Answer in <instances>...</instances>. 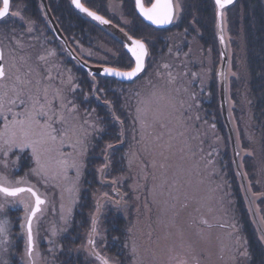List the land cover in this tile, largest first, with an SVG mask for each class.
Masks as SVG:
<instances>
[{"label": "rangeland", "instance_id": "1", "mask_svg": "<svg viewBox=\"0 0 264 264\" xmlns=\"http://www.w3.org/2000/svg\"><path fill=\"white\" fill-rule=\"evenodd\" d=\"M54 1L57 3L58 0ZM185 1L179 0V4L183 5ZM1 4L2 2L0 6ZM129 7L132 14L136 15L134 0H129V5L123 0H109L104 13L120 23L125 15H129L127 11L130 10ZM238 7L234 6L231 11L225 9L223 12L224 34L228 39L231 57L227 77L230 95L229 111L240 144L241 165L248 179L249 190L251 189L252 195L257 197L255 206L264 223V131L260 112L249 88L253 78L251 74L253 66L258 67L256 64L252 66V61L258 60L260 63L263 55L257 41L250 40L247 34L248 26L243 23L242 10L245 11L240 4ZM10 11H19L20 16H9L0 22V46L4 55V65L9 71L8 80L0 82L7 92V96L2 101L4 112L0 115V134L7 139L11 129V125L9 129H5L4 116L8 117L9 123L12 120H23L24 112L31 109V102L25 105L19 103L17 92L20 93L21 99H27L25 93L38 96L40 103L44 104L43 89H48L47 100L51 102L48 106L57 113L51 121L52 127L56 130L52 133L56 137L55 141L37 144L40 162L49 169L47 177L32 171L37 169L38 165L31 148L23 150L31 154L32 160L29 161L31 167L20 164L21 159L17 162L16 158L21 154L18 153V149L8 150L5 145L4 151H0V175L5 176L12 186L35 187L41 196L47 198L42 211L34 217L35 242L32 256L29 257L28 262L27 254L24 253L22 256L25 257L27 264H33V261L34 264H42L44 253L40 250L41 241L47 239V242L52 243L61 232L62 228H59V224H67L72 217V210L82 189L85 160L89 154H93V142L98 131H101L99 110L92 103L96 101L99 104L98 108L107 107L109 114V105L114 109L115 106L109 98L103 99L106 83L100 89L98 76L96 77L98 100L97 96L93 95V88L90 89L87 85V80H91L89 74L87 76V72L84 74L85 71H81L82 68L70 58L63 44L57 40L51 31L50 23L46 20L42 5L39 7V14H34L28 8L25 9L21 2L13 1ZM143 24L153 29L146 22ZM87 30L88 37L83 41L85 47L81 46L83 49L80 52L89 55L91 59L100 58L94 53L97 48L109 51L113 58L117 56L116 46L124 47L110 33L105 35L91 27V21L87 22ZM96 31L98 34H95ZM42 56L43 60L40 59ZM183 61L188 62V59ZM219 63L218 54L217 57L216 55L205 57L202 48L200 52L196 50L195 58L189 66L179 68L175 72L169 68L174 64L173 59L167 57L159 64L153 60L150 68L148 70L146 68L145 73L136 81L118 89V92H122L120 96L124 100V105H131L132 110L134 109V112L127 109L122 115L130 116L133 122L127 134L123 119L115 114L122 121L124 128L123 134L121 129V138L123 135L124 139L122 138L115 145L110 143L113 147L107 149L106 155L109 158L115 156L114 151L128 143L126 148L129 150L123 154L125 159L128 158L126 171L122 172L121 176L115 177L110 174L109 177V167L104 177L99 175L100 186L95 197L97 201L102 197L99 207L101 212L112 206L120 209V213L128 215L127 235L130 236L126 246L133 264H164L165 262L183 264L182 262L187 260H192V264H250L252 257L248 251V242L241 232L243 225L240 224L237 216L239 208L235 194L236 182L240 193L242 188L235 174L231 148L226 144L228 134L225 139L216 123H213V126L218 128L215 132L211 130L209 122H205L207 124L205 125L199 121L198 126L196 118L204 120L207 116L202 117L206 114L198 108L195 111L191 110L195 108L192 102L194 94L199 97L203 95L207 103H212L213 93L210 87H215ZM262 66L261 73L264 76V62ZM182 69H186L187 72L184 73ZM17 76L19 80L16 79ZM70 77L71 81H69ZM193 81L198 82V85L195 86ZM70 88H75V92H70ZM56 90L65 97V102L73 100L77 111L70 112L71 106L62 110L59 98L53 99ZM12 100H16V103H11ZM61 111L67 121L64 124L58 119ZM14 113L19 115L14 116ZM220 118L222 119L221 111ZM38 119L41 125L44 124L43 118ZM113 119L118 122L114 117ZM223 127L226 133L224 123ZM34 131L37 133L34 139L39 138L41 128L34 126ZM2 143L0 141V144ZM64 159L69 161L76 159L82 163L79 177L76 169L68 168L64 171L61 168L59 162ZM132 172L134 181L131 180ZM121 179L123 181H120ZM233 180L236 181L235 185ZM17 181L22 183L17 185ZM130 181L131 189L135 184L134 194L125 190V188L129 189ZM218 184L219 187L216 188ZM105 193L110 198L108 195L105 196ZM10 198L0 194V225L6 228V232L0 234V264H9L8 252L16 241L14 237L12 239L13 232L10 228L13 222L8 217V205L21 208L18 214L22 219L21 229L24 230V243L27 245L26 210L24 204L18 201L23 200L30 206L34 203V197L28 192ZM107 201L111 203L108 205L109 208L105 206ZM69 209H71L70 214ZM255 230L257 232V229ZM94 248L101 256L109 255L108 253L104 255L103 248L97 246L96 242ZM133 248L135 253L132 251ZM245 248L249 256L242 258L240 253ZM88 250L92 249L88 248ZM179 252L184 258H181ZM94 261L95 264H102L101 261ZM112 261L114 264H121L115 258ZM20 262L25 264L22 259ZM20 262L11 261L10 264H20Z\"/></svg>", "mask_w": 264, "mask_h": 264}, {"label": "trees", "instance_id": "2", "mask_svg": "<svg viewBox=\"0 0 264 264\" xmlns=\"http://www.w3.org/2000/svg\"><path fill=\"white\" fill-rule=\"evenodd\" d=\"M14 3L21 2L25 9L28 8L29 11L33 12L34 14H39V7H40V0H12ZM109 0H86V3H88L89 8L94 9L100 14H103L107 18L108 17L105 11L106 3ZM111 1V0H110ZM122 1V0H121ZM125 3L129 0H123ZM131 1V0H130ZM189 4L193 5L190 9L195 11L197 15H199V23L200 25L203 24V18L206 17L210 23L214 21L215 14L214 9L212 7L213 3L211 0H186ZM1 3V2H0ZM187 4V3H185ZM205 4H207V8L205 7ZM240 4V7L244 9L243 12V23L247 24V34H249V38L252 42L257 41V45L259 48L261 47L262 55L264 56V1L262 0H237L236 7H238ZM50 8L54 14V17L57 22L61 25V28L63 32L67 35V37L72 39H78L80 40L83 33H86V24L87 22L91 21V27L100 33H104L107 35V31L100 28L95 22L92 20H88L84 16L78 14L71 6L70 0H58L57 3H55L54 0H51L50 2ZM239 8V7H238ZM207 13V14H206ZM144 25V24H143ZM146 25H144L145 27ZM147 27V26H146ZM149 28V27H148ZM96 31L95 34H98ZM213 33V28H212ZM93 41V40H92ZM94 42V41H93ZM120 45V44H119ZM254 46V45H253ZM118 48L117 51H119L118 56H114L111 58V56H108L109 51L101 50L100 48H97V51H105L106 55V62H111L110 64L116 65L119 68H125L129 67L130 64L127 63V61L124 59V52L121 51V46H116ZM250 49L253 50L252 46H250ZM217 54L219 55V49L216 48V57ZM261 56V62L259 61H252V66L256 64V67L253 66V73L252 74V80L249 84L250 88V94L252 93L253 98L256 101L257 108L259 112L261 113L264 110V86H262V82H264V76H262L261 69L262 64L264 62V58ZM179 69V68H178ZM177 69V70H178ZM84 69L82 68L81 71ZM85 71V70H84ZM83 71V72H84ZM260 73V74H259ZM86 74V71L84 72ZM88 76V74H86ZM88 79V77H87ZM100 89H102L106 83V86L103 90V99L109 98L112 104L115 106L114 112L115 114H118L120 118L123 119L124 127L126 128L127 134L128 131L131 129V123L133 122L130 116L124 114L122 115L123 111H127V109L131 112H134V109L132 110L131 105H124V100L122 99L121 91L118 92V89L121 88V86H128L129 84H124L118 82L116 79L112 78H102L98 77ZM87 85L90 89L93 88V84L91 80H87ZM215 87L210 88L211 92L213 93L211 96V102L207 103L205 100V96L202 98V100L198 101L199 105H194L195 108H191L194 111L198 108L201 112H204L202 117L207 116L206 119L200 120V118H196L198 120V126L199 121H202L203 124L205 122H209L211 125V130H214V132L218 129L217 127L214 128L213 123H216L223 133L222 136L227 137V133H225L222 119L220 118V111H219V101H218V90H217V84L215 80ZM122 87V88H123ZM125 88V87H124ZM126 92V91H125ZM257 97V99H256ZM208 99V97H207ZM195 100V98H194ZM210 100V97H209ZM95 101V100H94ZM92 103V102H91ZM92 105L97 106V110H99V116L100 117V128L101 131H98L97 137L95 138L92 146V153L87 156L86 165L84 167V175L82 178V189L79 199L77 200L71 216L70 220L67 222V224H59V228L61 229V232L57 235L56 239L54 241L47 242V235L45 234V240L41 241L40 250L44 253V259L42 260V264H95V259H93L86 251L85 245L88 240V232L91 229V223H92V213L97 207L96 204V192L98 191V188L100 186V180L99 175L101 176V173L98 171L99 166L103 165L105 163V159L103 155H106L107 150L105 151V145L112 143L115 145L119 140H121V129L119 123L115 122V120L112 117V114L108 112V108H98V103L95 101V103ZM205 106V107H204ZM202 108V110H201ZM103 111V114L101 113V110ZM110 109V108H109ZM205 111L207 113H205ZM195 113V112H194ZM195 116V114H194ZM193 116V117H194ZM207 125V124H205ZM218 131V130H217ZM130 141V139H129ZM228 148L230 147L228 144V140L226 141ZM128 144V143H127ZM120 147L116 149L115 156L111 153L112 156H110L111 166L108 173V176H121L122 172L125 173L126 166H127V159L124 158V153H126L127 149L126 146ZM18 152V151H17ZM18 153L20 154V159L22 165L27 167L30 166L29 161L32 160L31 154L26 151H20ZM94 155V157H93ZM31 167V166H30ZM111 174V176H110ZM232 177V173H231ZM233 178V177H232ZM132 181H134V175L132 172ZM120 181H123L121 179ZM235 182L233 180V184L235 185ZM135 185V184H134ZM134 185L131 189V181H130V187L129 189L125 188L126 191L130 192V194H134L136 192ZM121 186V183H120ZM219 187V184L216 188ZM237 182H236V190L235 194L238 198V219L240 224L243 225V229L241 227V232L244 234L246 241L248 242L247 247L248 251L251 255V261L250 264H264V247L261 243V241L258 239V234L256 230L254 229V224L252 220L250 219L249 213L247 211V208H245V201L242 197L239 187L237 188ZM122 188V187H121ZM13 198V197H11ZM10 198V199H11ZM105 206L108 207L109 201L106 202ZM110 206L109 209H107L105 212H101L99 219H98V228L97 233L95 237V242L97 245H103L107 248L108 252L112 254V257L115 258L117 261H119L121 264H133L132 257L130 256V252L128 250V247L126 246V242L128 240V237L130 235H127L129 231V224H128V215L124 213H120L121 211L118 208ZM20 209L16 205H8V217L13 222L12 228H10L11 232H13L12 239L16 240L14 243V247L11 249V251L8 252V262L9 264L11 261L13 262H20V259H22L23 262H25V257H22L24 253L26 254L25 249V235H23L24 230L21 229V223L22 219L19 217ZM109 210V211H108ZM16 218H14V216ZM12 224V223H11ZM239 224V225H240ZM19 234V235H18ZM46 244V245H45ZM127 259V260H126ZM29 260V256L27 255V262ZM33 261V259H32ZM21 264V262H20ZM25 264H27L25 262Z\"/></svg>", "mask_w": 264, "mask_h": 264}, {"label": "snow or ice", "instance_id": "3", "mask_svg": "<svg viewBox=\"0 0 264 264\" xmlns=\"http://www.w3.org/2000/svg\"><path fill=\"white\" fill-rule=\"evenodd\" d=\"M72 2L78 7L81 8L84 12L88 13L90 16L94 17L96 20L101 21L102 23L108 24L110 21L106 20L103 16L97 15V13L90 11L88 8L84 7V5L80 2V0H72ZM136 6L138 7L140 13L143 14L148 20L152 21L153 23L160 25V24H167L171 23L174 14H176L180 10L179 0H176V3H173V0H156V3L152 4L150 8H147L142 3V0H135ZM234 2V0H215L216 5L220 9H224L227 5H230ZM11 4L10 0H2V7H0V20L7 18L9 16L19 17L20 12H11L10 11ZM220 16H223L224 13L221 11ZM31 30V29H29ZM221 40H223V36H221ZM135 44V48L132 49L133 55L136 58V65L131 71H119L114 68H105L104 72L114 74L116 76L127 77L132 79L137 76L144 69V57L147 55V49L145 44L140 41L136 40L133 41ZM139 49V51H137ZM40 59H44V57H40ZM4 60V55L2 50H0V61ZM9 78V71L6 69L3 63H0V82L7 81ZM19 80V76L16 77ZM71 81V77L69 78ZM31 83V81H28ZM78 87V86H76ZM23 91V90H21ZM70 92L74 93L75 88H70ZM45 103H40V97L32 96L28 93H25L27 99H21L20 93L17 92V100L21 105H25L31 102V109L26 110L24 112V119L23 120H12L10 123L8 122V117L4 116L5 121V129H9L11 125V129L8 133L7 139H4L3 135L0 134V141L3 143L0 144V151H4V146L6 145L8 150L12 148H16L20 151L24 149L31 148L33 155L36 157V162L38 165L37 169H32L37 175H42L47 177L49 175V169L46 165L41 164L40 162V155L38 154L37 144L47 143L48 141L54 142L56 137L52 135L53 132L56 130L52 127V118L53 116H57L48 105H50V101L47 100L48 96V89H43ZM7 96V92L4 91V85L0 83V115H3L4 112V105L2 103L4 97ZM59 98L60 100V108L63 110L64 108H69L70 112L77 111V106L73 100H67L65 102V97L60 93L59 90H56V93L53 99ZM11 103L15 104L16 100H12ZM39 105V107H37ZM10 111V109H8ZM51 113V115H50ZM15 115H19V113H14ZM38 118H43L45 120L44 124H40ZM58 119L61 124L66 123V117L63 114V111L60 112L58 115ZM118 119V117H117ZM34 126H38L41 128V133L39 134V138H35L37 133L34 131ZM83 143V141H81ZM113 147L112 144L105 145V151L107 149H111ZM6 154V153H5ZM17 162L20 159V156H17ZM105 163L99 166L98 171L101 174H104L106 170L110 167L111 160L110 158L105 155L104 157ZM6 163V162H5ZM61 168L64 171H67L68 168L76 169L77 177L80 175V168L83 166L82 163L78 162L76 159H72L69 161L68 159L61 160L60 162ZM46 182V181H45ZM116 181L114 180L113 183ZM22 181H17L16 184H21ZM28 192L34 197V204L28 205L23 200L18 201L21 204H24L25 207V220H26V231H27V245H26V254L31 257L32 252L34 249V237H33V218L36 217L37 213L41 212V205L45 203V200L41 199V196L32 188V187H20V186H12L10 182L7 181V178L3 175H0V194H3L4 197H17L21 193ZM107 196V193H105ZM69 214L71 209L68 210ZM99 212V208H98ZM6 232V228L3 225H0V234ZM97 233V220L94 217L92 221V228L90 235H96ZM260 239L264 241V235L260 236ZM89 244L95 245V241L93 239H89ZM133 253H135V248L132 249ZM90 255L95 256L96 259L102 262V264H114V262L105 256H101L99 252L95 250H90ZM242 258H247L249 253L245 248L243 252L240 253ZM34 264V261H33Z\"/></svg>", "mask_w": 264, "mask_h": 264}, {"label": "water", "instance_id": "4", "mask_svg": "<svg viewBox=\"0 0 264 264\" xmlns=\"http://www.w3.org/2000/svg\"><path fill=\"white\" fill-rule=\"evenodd\" d=\"M236 1L237 0H234V2L232 4L227 5L224 9H220L216 5L215 0H213V2L216 5V22H215V25H216V35L218 38L219 57H220V63L218 66L217 78H216V79H218V90H219L218 101H219V107H220L219 110L221 111L222 122L225 125L226 133L228 134V141H229L230 148H231V154L233 156V163L235 165V174L237 176L238 181L240 182V187L242 188L241 189L242 197L244 198L246 208L249 212L250 219L252 220V222L255 226V229H257V232L259 235H264V223H263L262 218H260V214H259V210H258L257 206H255L257 197H254L252 195L251 189L249 190L248 179L245 176L244 168L241 165V154H240L241 149L239 146L240 144L238 143L237 132H236L234 123L232 122L231 114L229 111V96L230 95H229V89H228V81L229 80L227 77L229 75V69H230L229 66L231 64L230 46H228L229 45L228 39L226 38V35L224 34L225 33L224 24H223L224 15L220 16L219 13L221 11L224 12L225 9L230 8L232 5H234L236 3ZM1 2H2V0H1ZM11 2L12 1L10 0V4H11ZM40 2L42 5V8H43V11H45L46 20L50 23L51 30L54 33L57 40L63 44V47H64L66 53L69 54L70 58L72 60H74L81 68H83L87 72V74H89V77L91 78L93 85H94L93 95L97 96V100H98V95L96 94V91H97L96 77L97 76L102 77V78L105 77V78L116 79L122 83H129V82L135 81L136 78L140 77L145 72V69L147 67V61H148L147 58L149 56L150 51L147 47V44H145L142 40L133 38L132 36H130V34L126 30L121 29L113 21H110L105 16H103L102 14H99L98 12L94 11L93 9L88 8L90 11L97 13V15L103 16L106 20L110 21V23L105 24L99 20H96L94 17H92L88 13L84 12L81 8H78L71 0V4H72L73 8L78 13H80L81 15H83L84 17H86L89 20L91 19L99 27H102L104 30H106L108 33H110L112 36H114L117 40H119V42H121L124 45L125 50H127L130 53L133 61H135V64L132 68H134L136 65V58L132 52V49L135 48V44L133 43V41L140 40L146 46L147 55L144 57V69L140 73H138L136 77L129 79L127 77L116 76L114 74L104 72L105 68H114V69H117L119 71H131L132 68L122 70V69H119L115 66L112 67V66H108V65H104V64L99 65V64H95V63H89L88 61H86L84 58H82V56H80L78 53H76V51L73 49L72 45L68 42L64 32H62L59 24L57 23V21H55V19L53 17L52 11L50 10V7H49L48 0H40ZM80 2L83 4V0H80ZM162 2H163V0H162ZM142 3L144 4L145 7L150 8L152 6V4L156 3V0H153L150 5H146L144 0H142ZM173 3L175 4V0H173ZM134 5L136 7L137 14L142 18V20L144 22H146L149 26L154 27V28L167 29L168 27H170L173 24V21L176 17L175 16L176 14H174V18H173L171 23L157 25V24L153 23L152 21L148 20L146 17H144L142 13H140L138 7L136 6L135 0H134ZM84 7H86V6L84 5ZM2 20H0V21H2ZM221 36H223V40H221ZM0 50H2L1 46H0ZM137 51H139V49H137ZM0 63H3V61H0ZM109 108H110V112H111L112 116L116 119V121L119 122L120 127H122V134H123V128L124 127H123V124L121 123L122 121L117 119V117L115 116L113 106L109 105ZM122 138H123V135H122ZM101 176L104 177V174H101ZM20 187L27 188L30 186L22 185ZM33 189L37 192V190L34 187H33ZM101 198L102 197H100L98 199V201H96L97 211H95L93 214V218L95 217L97 222H98V219L100 216L99 213L101 212V208H99V207H101L100 206L101 205L100 204ZM108 198H110L109 195H108ZM41 199L46 201L45 197L41 196ZM121 199H122V196H121ZM98 208H99V212H98ZM41 210H42V205H41ZM34 219L35 218H33V221H34ZM92 221H93V219H92ZM91 226H92V223H91ZM90 234H91V229L88 232V235H87L88 240H87L86 245H85L86 251L89 255H90V251L88 250V248L95 250L94 245L89 244V239L91 238L94 240L95 235H90ZM90 256L93 259L98 260V259H96L95 256H92V255H90Z\"/></svg>", "mask_w": 264, "mask_h": 264}, {"label": "flooded vegetation", "instance_id": "5", "mask_svg": "<svg viewBox=\"0 0 264 264\" xmlns=\"http://www.w3.org/2000/svg\"><path fill=\"white\" fill-rule=\"evenodd\" d=\"M144 1H145L146 5H150L153 0H144ZM211 1L213 3V5H212V7L214 9L213 11L216 14V5L213 2V0H211ZM12 3H13V1H12ZM12 3H11V5H12ZM185 3H187V4H185ZM83 4L89 8L88 3H86V0H83ZM49 5H50V3H49ZM179 5H180V10L176 13V15H175L176 17L173 21V24L170 27H168L167 29H158V28L155 29L154 27H152L153 29H151V28H148L146 26L144 27V25H143L144 21L142 20L141 17L138 16L136 9H135L136 15H134V14H132V10L130 9V7H129L130 10L127 9V11L129 12V15H127V16L125 15L123 17L124 19L120 23L117 22L114 18L110 19V20H113L117 25H119V27L121 29L126 30L130 34V36H132L133 38H136V39H140L145 44H147L148 49H150V53L148 56V59L150 57V59H149L150 61L148 60L149 64L147 61V67H146L147 70L150 68L151 61L156 60V63L159 64V62H161L162 60L169 57L170 60L171 59L174 60V64L173 65L171 64L169 68H171L170 70L172 72H175V70L177 71L178 68H182L184 66H189L190 63L193 62V60L195 58L196 50H198L200 52V48H202L205 57H209V56L212 57L213 55H216V48L219 49V46H217V38H216L217 35L215 34L216 17L214 18V21L211 23L206 17H204L203 18V24L200 25L199 15H197V13L195 11L190 9L193 5L189 4L186 1L184 2L183 5H181V4H179ZM235 5L231 6V8H229V11H231V9ZM207 6L208 5L205 4L206 9H208ZM58 24H59V22H58ZM59 26L61 28L60 24H59ZM85 26H86L85 31L88 32L87 24ZM212 28H213V33H212ZM61 30H62V28H61ZM62 32H63V30H62ZM64 34H65V32H64ZM169 34H170V38H168ZM65 36H66L68 42L72 45L73 49L76 51V53H78L80 56H82L89 63H95V64H99V65L105 64V65H109V66H113V67L116 66L115 64L114 65L110 64L111 62H106L107 59H106L105 51L101 52V51L94 50V53L95 54L97 53L96 55L100 56V58H96V59L92 58L94 60H92L89 55L83 54V52H80V50L83 49L82 47H85L83 41L86 40V38L88 37V34L83 33L80 40L69 38V37H67L66 34H65ZM166 40H167V42H166ZM121 51L124 52V59L127 61L128 64H130L129 67H125L123 69L125 70V69L132 68L135 64V61H133L130 53L127 50H125V48L123 46H121ZM100 53H102V54L100 55ZM116 54H117V56L120 55L119 51H116ZM157 54L159 56H157ZM103 56H105V57H103ZM108 56L110 57L111 55L108 53ZM183 59H188V62H184ZM3 64H5L4 60H3ZM158 64L156 66H158ZM116 67H118V66H116ZM182 71L184 73L187 72L186 69H182ZM170 75L173 76V74H170ZM215 79H216V76H215ZM193 84L195 86H197L198 82L193 81ZM202 91H204V90L202 89ZM203 97H204L203 95H201L199 97V96L194 94L195 100L193 98L192 102L194 103V105H196V104L199 105L198 101L202 100ZM260 120H261L262 130L264 131V110L260 113ZM214 128H215V125H214ZM99 246L101 248H103L102 253L104 255H106V253H108L111 257L109 255L107 257L112 260L113 259L112 254H110L108 252L107 248L103 245H99ZM182 249H184V248H182ZM179 255L181 256L182 254H180V252H179ZM181 258H184V257L181 256ZM182 263L183 264H192V260H187V262H182ZM193 263H195V262H193ZM164 264H169V263L165 262Z\"/></svg>", "mask_w": 264, "mask_h": 264}, {"label": "bare ground", "instance_id": "6", "mask_svg": "<svg viewBox=\"0 0 264 264\" xmlns=\"http://www.w3.org/2000/svg\"><path fill=\"white\" fill-rule=\"evenodd\" d=\"M260 236H261V235L258 234V239L261 241V243H262V245H263V247H264V241H262V240L260 239Z\"/></svg>", "mask_w": 264, "mask_h": 264}]
</instances>
